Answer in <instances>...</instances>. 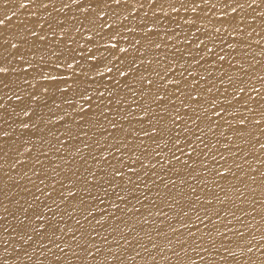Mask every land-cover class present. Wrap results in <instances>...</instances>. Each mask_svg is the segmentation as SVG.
<instances>
[{
	"label": "snow or ice",
	"instance_id": "snow-or-ice-1",
	"mask_svg": "<svg viewBox=\"0 0 264 264\" xmlns=\"http://www.w3.org/2000/svg\"><path fill=\"white\" fill-rule=\"evenodd\" d=\"M20 7L31 9L20 20V38L14 40L16 33L8 36L0 31V100L12 92L8 99L20 102L11 106L10 112L0 103V141L7 144L12 140L14 133L11 126H7V120L22 115L27 119H20L18 123L13 120L22 132L33 129L36 134L47 129L49 138L40 135L39 147L32 146L38 148L37 153H69L66 145H71L77 153L87 150L92 154L80 157L81 167L91 161L103 169V175L88 168L84 172L73 171L72 167L65 170L64 166L69 164L63 158L47 157L48 164L55 165L51 169L55 177L52 183L59 187L44 194L52 200L50 205L41 207L36 203L40 197H36L26 208L15 210L14 219L19 221L16 235L25 243L38 235L55 248L61 245L69 248L59 235L65 217L78 211L77 208L70 212L59 211L61 205L70 207L65 205L69 197L78 200L81 215L76 225L67 228L68 232L76 231V226L88 231L102 225L89 208L92 204L104 205L109 193L118 188L112 195L115 197L111 203L113 215L101 214V219H119L114 214L121 212V205L127 208L130 192L141 191L132 179L133 175L136 180L140 179L132 164L138 162L141 168L146 167L141 157L159 158L157 164L170 170L173 167L170 162L180 163L186 150L189 158L197 152L207 156L220 144L217 140L210 148L211 142L206 140L198 121L207 120L209 131L214 123L218 128L227 124L229 130L237 134L236 139L244 143L248 141H243L240 133L249 126L261 128L264 123V62L255 57L249 60L252 45H261L264 41V36H260L264 33V0H24ZM11 19L9 16L0 18V27H6V20L11 23ZM253 33L259 38H253ZM122 44L127 46L122 47ZM256 55L264 58V48ZM177 65L178 73L174 71ZM62 69L69 71L62 72ZM169 75L173 76L172 81L167 79ZM125 121L141 125L138 131L126 130L132 135V141L139 140L131 147L127 143L128 134L114 135L121 131ZM212 134L215 136V132ZM108 137L112 144H108ZM144 138L155 145L151 152L148 151L151 145L145 144ZM53 139L57 146L48 147ZM229 144L223 146L225 150H229ZM260 149L264 150V143H260ZM137 150L139 155L132 161L128 153L135 155ZM14 151L18 153L19 149ZM27 151L33 161V174H36V166L47 173L48 167L41 157L33 156L31 149ZM4 154V148L0 147V161ZM216 154L224 159L218 148ZM231 154L234 166L240 171L242 165L236 164V153ZM69 155L75 160L74 155ZM126 157L132 164L127 165L125 172ZM109 159L115 162L106 164ZM184 164L187 165V161ZM155 168L153 164L149 169L152 175H157ZM126 175L130 190L117 184V180L124 181ZM217 175L225 178L218 171ZM65 181L76 189V192L69 191V197L63 194L67 187ZM40 182L43 184V180ZM176 186L172 181V187ZM93 191L97 195H92ZM237 191L238 195L244 194ZM101 195L105 199H100ZM214 199L219 200V197ZM139 203L137 199L133 205L137 212ZM4 212L7 213V209ZM88 217H92L95 224L82 225L81 220L88 221ZM3 219L0 215V221ZM0 229L7 232L3 225ZM125 229L127 226L121 231ZM85 231L79 232V239L73 236L72 241L78 239L74 247L85 246L82 250L91 256L90 249H99L96 242L86 237ZM170 231L177 230L171 228ZM96 234L88 231L89 236ZM233 235L242 240L245 233L236 231ZM189 236L194 234L189 233ZM247 251L251 252L252 248ZM228 254L234 256L232 251ZM55 259L59 264V257ZM112 259V255L104 258L105 261Z\"/></svg>",
	"mask_w": 264,
	"mask_h": 264
},
{
	"label": "bare ground",
	"instance_id": "bare-ground-1",
	"mask_svg": "<svg viewBox=\"0 0 264 264\" xmlns=\"http://www.w3.org/2000/svg\"><path fill=\"white\" fill-rule=\"evenodd\" d=\"M23 2L24 0H6V2L0 0V18L6 16L12 18L11 23L6 20V27H0V31H4L8 36L16 33L13 37L14 40H18L21 35L19 29L21 18L31 10L22 9L20 5ZM165 9L167 10V6ZM259 31L260 28L257 27V32ZM260 36H264V33H260ZM253 38L258 39L259 37L253 33ZM121 46L126 47L127 45L122 44ZM261 48H264V41H261V45L253 44L249 52V60L255 57L264 62V58L256 55ZM226 67L227 65H225ZM179 70L177 65L174 71L178 73ZM61 71L69 70L62 69ZM167 79L172 81L173 76L169 75ZM188 79L191 80V77ZM17 94L19 95V93ZM9 96H12V92H8V96L0 100V103H4L10 112L11 106L20 102L8 99ZM173 99L175 98L173 97ZM205 107L208 105L205 104ZM20 119L27 118L21 115L7 120V126H11L14 135L12 140L7 141V144L0 141V147L4 148L5 153L4 159L0 161L3 164V168L0 169V215L4 216L0 225L7 228V232L0 229V233H2L0 235V264H5V262L6 264H57L56 257H59V264H264V163H261L264 161V150L260 149V143H264V134H262L264 123L261 128L252 129L249 126L248 129L243 130L240 133L242 140L248 141V143H244L236 139L235 131L231 130L232 132L229 133L227 124L218 128L214 123L209 131L206 127L207 120L198 121L197 123L205 131L206 140L211 142L210 148L211 145L216 144L217 140L220 141L216 148L223 153V160L216 154V148H213L211 154L207 156L199 155L198 152L192 153L191 158L186 150V154L181 156L180 163L170 162L173 165L170 170L167 167L162 168L160 164H157L159 158L152 156H149L148 159L141 157L146 165L141 168L138 162L132 164V161H135L136 156L139 155V150L135 155L129 151L128 155L132 156V161L125 158L124 171H127L128 164H132V167L140 175L139 180H136L134 175L132 179L135 185L141 187V191L134 194L130 192L127 208L121 205V212L124 214L121 212L114 214L119 219H101V214H104L105 217L113 215L111 203L115 197L112 195L119 188L109 193L104 205L92 204L89 210L102 223V225L88 230L97 233L93 236H89L88 231L80 226H76V231H67V228L76 225V220L80 219L81 213L78 200L69 197V191L76 192V189L71 188V185L65 181L67 187L63 189V194L69 197L65 201V205L70 207L65 208L64 205H61L59 211L70 212L72 208H77L78 211L65 217L62 222L64 227L59 233L63 241L69 244V248H63V245L61 248H55L51 243H44L38 235H33V239L26 243L21 241L16 235V225L19 221L14 219L15 210L20 207L26 208L27 204L32 203L36 197H40L36 203L41 207L52 203V200L44 194L59 185L52 183L55 177L52 176L51 169L55 165H49L47 157L52 156L53 160H55V156L63 158L69 164L64 166L65 170L72 167L73 171L84 172L85 168H88L90 171L95 170L103 175V169L97 168L91 161L81 167L80 157L82 155L90 157L92 154L87 153V150L77 153L76 148L71 145H66V147L69 153L75 156V160L70 158L69 153L63 151L55 154L37 153L38 148L32 146L37 144L39 147L38 138L40 135H43L45 139L49 138L47 129H44L42 133L36 131V134H33L35 131L33 129L22 132L13 124V120L18 123ZM189 123L191 122L189 121ZM41 127L43 128V125ZM59 127L58 124L57 128ZM140 127L141 125L136 121H125L121 131L114 135L122 137L128 134L126 130L131 128L138 131ZM235 127L236 125H233V128ZM60 130L62 132L63 128ZM107 131L110 132L111 129ZM213 132H215V136H213ZM89 135L92 134L89 133ZM105 135L107 136V133ZM188 139L193 140L191 136ZM230 140L232 143L229 144ZM257 140L260 143H256ZM107 142L108 144L113 143L111 137H108ZM144 142L151 145V141L146 138H144ZM127 143L131 147L133 143L138 144L139 140L132 141V135L128 134ZM226 144H229V150L224 149L223 146ZM56 146L54 139L53 143L48 145L52 148ZM154 147L155 145H151L148 151L151 152ZM17 148L19 149L18 153L14 151ZM27 149H31L33 156L36 154L41 157L44 166L48 167L47 173L41 172L39 166H36V174H33V161L29 159L30 153ZM122 151L124 150L122 149ZM233 152L236 153V164L242 165L240 171H237L233 164L231 154ZM112 154L116 155L115 152ZM177 155L180 154L177 153ZM213 156L216 157L215 160H213ZM97 159L99 158L97 157ZM184 161H187V165L184 164ZM244 161H248V163H244ZM114 162L111 159L105 161L106 164ZM14 163L15 167H13ZM160 163L163 164V161ZM153 164H156L154 171L157 175H152V172L149 171ZM107 171H111V169H107ZM217 171L224 174L225 178L222 179L217 175ZM25 173L28 175L25 176ZM62 177L63 173H61ZM127 178L126 175L124 181L117 180V184L119 187H127L130 190V186L126 184ZM41 180H43V184H41ZM172 181H175L176 187H172ZM181 181L184 183L181 184ZM237 190L243 191L244 194L238 195ZM91 194L97 195L95 191ZM132 196H135L136 199H133ZM215 196L219 197V200L214 199ZM144 197H148V199H144ZM100 199L105 198L101 195ZM137 199L140 200V203L137 204L139 212L133 208ZM4 209H7V213L4 212ZM128 209H132V211L129 212ZM56 210L54 209V211ZM184 213H188V215L185 216ZM205 213L207 214L205 215ZM84 214L86 215V213ZM198 216L201 217V220L197 219ZM88 222L95 224L92 217H88V221L81 220L82 225ZM126 226L127 229L121 231ZM171 228H175L177 231L172 232ZM80 231H85L86 237L96 242V248L99 251L90 249L92 255L88 256L87 252L82 250L85 246H81L80 249L74 247V244L78 242ZM236 231H243L244 239L241 240L238 235H233ZM189 233L194 236H189ZM73 236H77V242L72 241ZM37 241L40 242L37 243ZM56 243H60V241H56ZM249 247L252 248L251 252L247 251ZM5 249L7 251H4ZM230 251L234 253V256L228 254ZM109 255H112L114 259L105 261L104 258ZM77 257L80 259L77 260Z\"/></svg>",
	"mask_w": 264,
	"mask_h": 264
},
{
	"label": "rangeland",
	"instance_id": "rangeland-1",
	"mask_svg": "<svg viewBox=\"0 0 264 264\" xmlns=\"http://www.w3.org/2000/svg\"><path fill=\"white\" fill-rule=\"evenodd\" d=\"M232 131L231 130H229V133H231Z\"/></svg>",
	"mask_w": 264,
	"mask_h": 264
}]
</instances>
